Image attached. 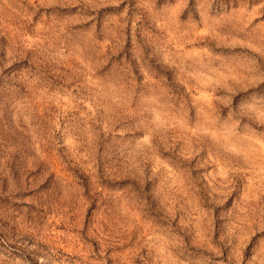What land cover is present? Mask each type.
Returning a JSON list of instances; mask_svg holds the SVG:
<instances>
[{
    "label": "rangeland",
    "instance_id": "374dc122",
    "mask_svg": "<svg viewBox=\"0 0 264 264\" xmlns=\"http://www.w3.org/2000/svg\"><path fill=\"white\" fill-rule=\"evenodd\" d=\"M0 264H264V0H0Z\"/></svg>",
    "mask_w": 264,
    "mask_h": 264
}]
</instances>
